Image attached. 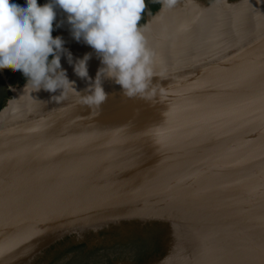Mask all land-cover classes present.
Wrapping results in <instances>:
<instances>
[{"label": "water", "instance_id": "1", "mask_svg": "<svg viewBox=\"0 0 264 264\" xmlns=\"http://www.w3.org/2000/svg\"><path fill=\"white\" fill-rule=\"evenodd\" d=\"M217 1L197 5L209 9ZM222 1L242 6L249 0ZM256 8L247 26L230 27L236 35L209 45V58L201 44L170 42L174 51H164L165 31L151 36L149 45L160 46L157 56L162 48L156 56L162 79L153 77V84L165 88L163 96L129 98L104 80L108 97L99 109L81 105L70 92L59 103L48 100L39 114L0 111V264H42L79 246L112 257L129 252L135 262L157 256L158 263L182 257L181 264H201L204 256L214 264L231 260L224 253L230 245L218 236L214 217L220 215L213 213L230 200L229 188L238 200L246 198L229 184L239 173H220L208 158L213 142L216 150L249 161L241 179H255L264 194V19L253 23L264 5ZM72 82L80 92L87 86L85 80ZM190 96L201 107L193 116L176 109ZM244 106L259 118L244 117ZM176 132L195 136L178 144L170 139ZM224 135L238 137L231 149L214 143ZM191 162L195 168L188 171ZM246 168L254 170L245 173ZM260 244L264 251V240Z\"/></svg>", "mask_w": 264, "mask_h": 264}, {"label": "clouds", "instance_id": "2", "mask_svg": "<svg viewBox=\"0 0 264 264\" xmlns=\"http://www.w3.org/2000/svg\"><path fill=\"white\" fill-rule=\"evenodd\" d=\"M161 11L175 6L177 0H158ZM145 0H0V71L11 66L26 79L24 92L29 95L41 89L59 95L51 100L59 103L71 92L78 103L99 109L108 93L104 80L119 85L125 96L152 100L165 94V88L153 84V77L162 79L157 71L156 53L148 46L146 27L140 20ZM58 10L66 16L72 38L90 46L101 67L95 78L89 76L91 53L74 60L64 47L65 40L53 37ZM64 21H57L55 28ZM65 57L74 74L87 82L83 92L77 91L65 69Z\"/></svg>", "mask_w": 264, "mask_h": 264}, {"label": "bare ground", "instance_id": "3", "mask_svg": "<svg viewBox=\"0 0 264 264\" xmlns=\"http://www.w3.org/2000/svg\"><path fill=\"white\" fill-rule=\"evenodd\" d=\"M184 1L186 8L183 9V11H181L182 9H178L179 2L177 0V3L173 8L164 10L162 14L158 15L153 21H150L148 23L145 35L147 38L148 46L151 49H155L154 52L156 53V56L160 46L153 45L152 47L149 44H151V36H155L156 32L160 29L165 31V42L163 43L164 51L166 47H170V49L174 51L173 48L175 46L185 47L190 46L191 44H201L205 48L204 57L209 58L212 53L211 47L209 45L217 41L220 42L223 39H230L232 35H236L238 33H235L234 30H231V26H247L250 23L249 19L243 17L241 19V23L236 21L235 18L231 19L230 16L240 15L237 14V11L235 9V7L238 6L234 7L227 5L222 0H218L215 7L209 9H205L202 6L197 5L198 2L196 0H183V2ZM257 1L264 3V0H249L242 6H239L240 11L250 15L254 14L252 13V11L254 10L252 8L254 3H256ZM259 11H255L256 18L258 19H255L253 23L259 22L260 20L264 19V10L259 9ZM64 17L65 14L62 11L58 10L56 22L64 21V23H62V26L59 27V36H61L65 40L64 47L73 54L74 60L76 58H82L85 53L92 54L91 59L88 61L89 76H92L93 72L96 71L95 69L101 67L100 60L97 58L92 48L91 50L87 49L90 46L86 45L82 40L80 42H77L72 38L70 33V26L67 24ZM226 21L228 23L225 25ZM228 28L230 30H227ZM200 39L203 40V42L200 41ZM170 42H174L175 46H171ZM175 53L182 54L181 52H179V50L175 51ZM161 54L162 48L158 56H160ZM61 67L66 70L68 79L70 81H83V79L77 77L74 74L72 67L67 63L66 58L63 56L61 57ZM189 94H192V92ZM52 95H55V93H49L43 89L38 92H33L30 95L27 92H24V90H20L16 93L14 100H12L11 106L8 107L7 114H13L14 116H18V114L20 116H23L26 114V112H29L30 114H39L41 108L43 106H46L48 100H51ZM246 98L248 101L249 96L247 95ZM194 102L195 100L192 98V96H190L182 101L179 105H177L176 109L180 110V113L189 114L192 116L196 115L200 113L201 107L198 106L196 102V104ZM211 112L213 113V111ZM241 113L244 115V117L250 116L249 119L259 118L258 111H252L248 113V109L246 106L241 108ZM242 118L239 120H242ZM190 125L193 124L190 123ZM194 136L195 134L189 135L176 132L174 135L171 134L170 139H177V143L179 144L181 138L189 140L190 137ZM236 138L238 137H234L232 135H224V138H222L223 141L214 140V143H219L221 145L224 144L226 146H229L227 149H231L233 147V141ZM207 143L208 142L204 143V145ZM210 144L212 145L211 148L213 149L214 154L213 157L208 158V161L210 163L220 165V173H228L234 175L233 170L238 172L239 175H234L229 178V184L231 186L233 185L236 191H238V193L246 198V202L244 200H238V198L231 193L233 190H230L231 188H229L226 193L230 200H228V203H226L225 200L221 201L222 204L220 207L223 209L220 214H217L216 212L213 213L214 215H220L219 218L214 217L219 221L218 236L221 240H225L230 245V247H227L224 252L227 257L231 258V260H228L226 264H261L262 261H264V251L262 248L263 245L260 244V242L264 240V201L261 200V198L264 199V194L262 191H259L258 188L254 187L255 179H251L249 181H243L241 179L242 170L247 166V164L250 163L249 161H238L239 158L227 152L226 149L216 150L213 142H211ZM241 147L247 150L246 144H241ZM252 150L253 149H251V151ZM208 154L209 153H207L206 156ZM257 157L258 153L254 151L251 154L250 159L254 162L257 161ZM192 166H194L193 162H191V167L187 168L186 170L191 171L193 169ZM249 170L250 169L246 168L245 173H249L254 169H251L250 171ZM197 179L198 176L196 177V180ZM218 189L226 191L224 188ZM255 192H257L258 194L256 195ZM258 197L260 198L258 199ZM226 216H229L231 220L228 221ZM219 237H217V239ZM178 252L179 251L177 250L175 254ZM175 254L171 256V258L174 257ZM174 260L175 258H173V261L168 260L165 263H158L156 260L147 262L146 259H142L139 260L138 263H135L134 260L125 257L122 259L119 258L116 261L117 263L119 262V264H172L173 262H175L174 264L183 263L182 257L176 261ZM201 264L214 263L207 256H204Z\"/></svg>", "mask_w": 264, "mask_h": 264}, {"label": "rangeland", "instance_id": "4", "mask_svg": "<svg viewBox=\"0 0 264 264\" xmlns=\"http://www.w3.org/2000/svg\"><path fill=\"white\" fill-rule=\"evenodd\" d=\"M198 3H205L203 0H196ZM38 4L43 5L47 2V0H37ZM179 4L178 7L180 9H184V2L183 0H178ZM146 8L144 10V13L142 15V19L140 20V23L142 22L144 25L147 26L148 20L150 18V21H153L155 19V15L159 12H157L154 16H151V13L157 11V6L160 4L158 0H145ZM234 3V2H233ZM207 4V3H206ZM208 6L210 4H207ZM255 7L262 8L264 3L257 1L254 3ZM238 7H235L237 14L240 15H234L230 16L231 19H234L241 23V19L246 18L249 19L250 14L243 13L240 11L239 5ZM240 11V12H239ZM254 15V14H251ZM256 17V15H255ZM229 20V19H228ZM228 22L226 21L225 25ZM53 36H56V28L54 26ZM7 79V80H6ZM25 77L22 75L19 71H13L11 66L5 67L2 71H0V90L4 91L5 99L0 100V111H2L4 108L9 107L12 103V100L15 98V94L12 92V88H17L19 91L24 90L25 83L24 82ZM11 89V90H10ZM8 92V93H7ZM7 93V95L5 94ZM130 259V258H128ZM114 259H104L101 257H86L81 258L76 256V254L68 253V252H61V254H54L49 256L45 262H42V264H109L110 261ZM114 264H119L117 261L114 260ZM170 262V261H169ZM121 264V263H120ZM133 264V263H131Z\"/></svg>", "mask_w": 264, "mask_h": 264}, {"label": "trees", "instance_id": "5", "mask_svg": "<svg viewBox=\"0 0 264 264\" xmlns=\"http://www.w3.org/2000/svg\"><path fill=\"white\" fill-rule=\"evenodd\" d=\"M205 3L207 4H211L213 3L214 0H203ZM231 3L239 1V0H228ZM19 2H23V0H19ZM157 11L151 13V16H154L160 9H161V4H158L157 6ZM64 19H66V16L64 17ZM140 25H144L142 22L140 23ZM53 35V33H52ZM54 37V36H53ZM24 82H26V79H24ZM67 252H70L72 254H76V256L81 257V258H86V257H101L104 259H114L115 261L118 260L119 258H129V252H122V253H118L116 255H114V257H112V255H110V253H102L101 250H96V251H92V252H88V253H84V248L79 246V247H73L71 250H68ZM157 258H160L159 256H157L156 258H154L155 260H158ZM114 260L110 261L109 264H114ZM153 260V259H152ZM138 263V262H135Z\"/></svg>", "mask_w": 264, "mask_h": 264}, {"label": "flooded vegetation", "instance_id": "6", "mask_svg": "<svg viewBox=\"0 0 264 264\" xmlns=\"http://www.w3.org/2000/svg\"><path fill=\"white\" fill-rule=\"evenodd\" d=\"M11 90V89H10ZM6 95H7V93H5ZM5 96H4V91H2V89L0 90V100L1 99H5L4 98Z\"/></svg>", "mask_w": 264, "mask_h": 264}, {"label": "snow or ice", "instance_id": "7", "mask_svg": "<svg viewBox=\"0 0 264 264\" xmlns=\"http://www.w3.org/2000/svg\"><path fill=\"white\" fill-rule=\"evenodd\" d=\"M4 253H3V251L2 250H0V256H2Z\"/></svg>", "mask_w": 264, "mask_h": 264}]
</instances>
